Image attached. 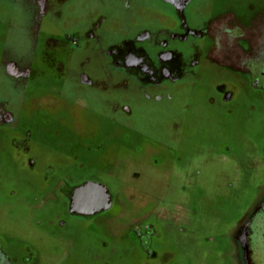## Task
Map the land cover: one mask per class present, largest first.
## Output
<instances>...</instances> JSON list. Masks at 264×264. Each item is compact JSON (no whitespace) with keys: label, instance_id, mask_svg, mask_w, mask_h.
<instances>
[{"label":"rangeland","instance_id":"rangeland-1","mask_svg":"<svg viewBox=\"0 0 264 264\" xmlns=\"http://www.w3.org/2000/svg\"><path fill=\"white\" fill-rule=\"evenodd\" d=\"M263 3L0 0L1 107L19 116L38 103L33 143L61 162L49 183L96 179L113 195L90 219L67 213L59 194L39 195L42 171L19 166L0 129L6 264H264V75L255 87L200 54L210 14L232 9L246 18L251 4ZM50 34L65 36L67 48L51 46L40 61ZM112 36L158 54L150 61L167 68L163 83L112 67L97 51ZM82 73L92 84L81 83ZM139 150L148 165L121 172L117 155ZM132 171L141 172L138 186L148 187L160 215L150 233L117 219Z\"/></svg>","mask_w":264,"mask_h":264},{"label":"flooded vegetation","instance_id":"flooded-vegetation-1","mask_svg":"<svg viewBox=\"0 0 264 264\" xmlns=\"http://www.w3.org/2000/svg\"><path fill=\"white\" fill-rule=\"evenodd\" d=\"M249 8L251 13L246 18L239 17L232 9L210 14L202 35L203 44L200 47V54L215 65L247 76L250 84L258 87L262 85L260 81L264 75V3L258 8L251 4ZM59 35L50 34L46 38V48L39 57L40 61L46 62V59H49L47 48L51 46L58 44L59 49L67 48L65 36L60 35V37ZM98 37L100 38V36ZM90 38L93 42L99 40L93 34L88 35L87 39ZM107 40H110L111 44H105L104 48L97 49V51L100 52L99 54L106 55L112 67L119 71L130 72L140 80L146 78L149 85L163 83L162 80L159 81V75L161 72L168 74L167 68L158 65L159 63L155 68L150 60L158 62V54L151 58L149 55L151 50L148 49L149 51L146 52L147 49L141 48L140 44L136 45L142 41L137 42V39L132 40V38L117 39L115 36ZM86 45L89 44L85 42ZM34 72L35 66L31 68L30 76ZM80 81L84 85L92 84L88 75L83 73L80 75ZM71 102L75 101L71 100ZM45 105L47 108L51 106L49 103ZM37 106L38 103L34 102L28 109L31 112L16 116L0 105V129L12 157L23 168L27 167L28 170L39 168L42 171V175H44L42 179L45 183L39 184L41 189L39 195L53 197L59 194L67 204V213L90 219L106 211L112 205L113 195L106 185L96 179L73 184V180L66 176L49 183L61 162L57 161L51 150L43 155L33 143V138H35V135L32 136L33 127L39 124V120L36 119V114L32 113L36 111ZM43 117L45 121H60L48 114H43ZM147 165V154L140 150L131 152V156L128 157L117 155V168L121 169V172H126L129 166L145 168ZM154 168L157 166L154 165ZM120 177L121 181L125 182L124 185H127L126 173ZM141 177L140 171L130 173L129 186L131 188L123 186L122 193L118 194L122 200L120 199L121 209L117 219L123 226L127 225L136 231L142 228L150 233L152 230L151 218L155 214L158 217L160 215L151 205L153 200L150 191L147 190L148 187L138 186ZM48 183L49 187L47 188ZM45 187L46 189H43ZM251 223L255 225L256 219ZM0 256V264H6L9 259L4 253H0Z\"/></svg>","mask_w":264,"mask_h":264}]
</instances>
